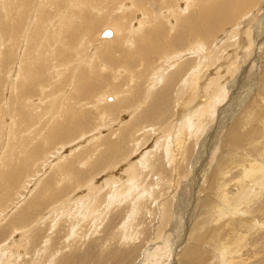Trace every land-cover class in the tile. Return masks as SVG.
Instances as JSON below:
<instances>
[{"label":"bare ground","instance_id":"6f19581e","mask_svg":"<svg viewBox=\"0 0 264 264\" xmlns=\"http://www.w3.org/2000/svg\"><path fill=\"white\" fill-rule=\"evenodd\" d=\"M260 12H264V0H0V69L5 67L2 65L10 67L7 69L10 74L15 65V72L12 71L15 78L10 82L9 108L6 110H9V116L11 113L20 116L24 125L20 128L21 137L16 135L17 141L7 147L0 161V221L8 206L14 209L13 212L10 210L12 213L4 218L5 221L2 220L0 250L12 242L18 232L26 231L34 222H41L53 209L63 208L60 213L71 222L69 231L79 242L85 241L88 232H91V237L98 227L106 225L102 230L105 236H98L93 242L97 247L106 245L111 240L109 237L115 238L117 234L137 240V236L129 232L134 229V224H138L135 223L136 218L140 215L142 218L149 212L153 216L149 221H156L151 227H159L151 233L153 239L148 248L149 243L143 238L139 239V245L130 249L134 258L132 255L130 259L115 261L116 256L103 259L97 253L90 255L96 259L94 264H144L143 260H155L157 256L160 257L157 263L166 264L169 232H163L162 228L173 204L168 203L170 200L163 186L167 175L172 176L171 181L180 176L184 169L182 163L188 159L189 141L186 142L182 136L189 132L187 124L182 125L184 133L179 130V137H175L172 145L167 142L168 138L164 141V136L163 142L158 143L139 163L124 170L126 178L122 175L119 179L115 177L114 181L126 183L122 188L111 190L108 186L94 200L88 196L86 207L83 202L74 200L71 204L72 200L66 201L65 191L74 185L72 192H76L80 188V178L87 174L85 183L92 186L106 169L117 167L127 155L138 150L139 134L146 135L143 143L140 141V145L146 146L157 127H161L174 110L184 106L186 98H194L198 94L201 72L231 54L232 47L237 51L231 54L236 63L232 73L242 68L237 59L243 56L240 53L244 49L245 38L248 52L253 46H258L253 48L261 50L263 57H260L264 58V33H261L264 31V15L260 16L255 28L244 25V19ZM136 15L139 18H135ZM99 24L102 25L100 31L96 30ZM103 30H111L112 37L100 42L96 34ZM221 38L225 40L220 45L218 40ZM23 47L22 57L17 58ZM198 48H201V55L186 57L184 54ZM230 67L228 65L227 68ZM9 76H6L8 80ZM153 80L159 82L156 91L151 90ZM257 84L250 98L251 105L256 106L251 107L252 112L240 113L244 116L241 118L239 114L229 125L230 120L225 124L222 119L225 130L220 142L221 152L226 149L227 153L217 157L212 169H202L205 171L201 176L205 186L200 188L203 195L199 200L201 204L196 215L193 211L191 213V225L185 232L178 264H248L249 259H242L241 252L247 242L246 237L264 226V219L259 218L264 214V203L260 204L263 200L258 201L264 194V75L260 76ZM108 87L113 88L110 93L115 95L111 104L104 102L111 95L103 91ZM218 87L219 91L225 92L226 86ZM2 96L3 92L0 99ZM94 101L102 105H94ZM130 107H136L138 112L135 111L129 121L114 131L118 132L116 140L99 136V141L90 143L89 148L83 146L78 153L74 150L67 155L68 158L52 165L51 174L35 181V187L30 189L34 177L41 171L39 163L49 159L56 146L62 149L88 133L90 126L94 130L104 124L106 118L111 121L115 117L112 115L122 117ZM204 109L209 111V106ZM0 112L4 113L2 100ZM249 115L252 116L250 120ZM244 118L250 123H245ZM4 126H7L9 139L11 127L8 124ZM197 132L195 140L202 137V132ZM205 151L209 153V147ZM197 152L200 155L204 151L199 149ZM198 168L199 165L196 169L201 171ZM156 177L157 180L154 179ZM198 177L194 178L198 181ZM231 185L235 188L234 193L228 192ZM29 189L32 191L30 197L23 200L22 194L28 193ZM123 200L127 204L125 207L120 205ZM125 214L129 220L118 231L115 230ZM85 218L87 225L82 222ZM50 220L37 226L36 239L30 237V233L28 237L21 238L22 244L30 245L29 250H33L31 253L25 251L22 260L15 258L11 264H35L37 261L38 264H58L51 257L53 249L50 245H55L59 251L64 248L61 239L67 225L64 222L53 237H47ZM90 223H93L92 230L87 227ZM59 225L57 223L55 228ZM144 232V229L140 230L137 235ZM160 239L164 240L160 242ZM182 242L181 237L170 250L179 248ZM117 245L119 247V240ZM160 248L163 252L166 250L165 255H157ZM149 252L151 255L147 257ZM250 254L257 257L254 249Z\"/></svg>","mask_w":264,"mask_h":264},{"label":"rangeland","instance_id":"374dc122","mask_svg":"<svg viewBox=\"0 0 264 264\" xmlns=\"http://www.w3.org/2000/svg\"><path fill=\"white\" fill-rule=\"evenodd\" d=\"M179 7L180 8L183 7V6H181V3L179 4ZM262 15H264V12L263 13H261V12L255 13L253 15V17L251 16V17L244 19V23H245L244 25H247L251 29L255 28L256 23L258 22V20H260V18H261L260 16H262ZM136 17L139 18L137 15L135 16V18ZM244 25H240V26H244ZM101 26L102 25L99 24L98 28L96 30H99L101 28ZM256 30H257V28H256ZM103 31H105V30H103ZM108 31L111 32V30H108ZM98 32H96V33H98ZM101 33L99 35L96 34V37L100 42H102L104 40L105 41L110 40L112 37V32H111V35L109 37L110 39H107V38L102 39ZM261 33H264V31H262ZM244 38H245V36H244ZM224 40L225 39L221 38L218 40V43L220 44L222 41L224 42ZM243 45H244V49H241V53H240V54H243V56L241 55V56H239L241 59L239 57L237 59L238 61L240 60V62H238V63L241 64L240 67H242V68H237L236 73H234V74L232 73L236 67V65H235L236 63H234L235 60L231 54H234L237 52V51H235V48L232 47L231 48V50H232L231 54H228V56L225 57L223 60H219V61L217 60L214 64H212L213 66H211L209 68V70L201 72V75L198 77V85H199L198 94H195L194 98H189V99L186 98L184 106H182L179 110L178 109L174 110V112L169 116L167 121L164 122L161 125V127H159V128L157 127V129H156L157 131H154L153 135L151 136V138H150L149 142L146 144V146L140 145V141L143 143V140L146 138V135L139 134V137H138L139 148L137 151L131 152L129 155H127V157L124 158L123 161H121V163L119 162L118 164L120 166L117 165V167L113 166V167H110L109 169H106L105 172H103L101 174V176H99V178H97L96 182L93 183L92 186H89L88 183H85V180L87 179L86 176L88 174L83 179L80 178V180H79L80 183L78 182V185L80 184L79 185L80 188H77L78 189L77 191H79V193L77 191L72 192L74 190L72 188L74 185L72 187L69 186V188H67V190L65 191V195H66L65 200L70 201V202L72 200L71 204H73L74 200L79 201L81 203L83 202L82 205L86 207L85 204H86V200H87L88 196L92 197V199L94 200V199H97L98 196H101L104 193V191L107 189L108 186H110L111 190H114L116 188L117 189L122 188L123 185H125L126 183L121 184V183H118L117 181H114L115 177L119 179V175L124 176L125 175L124 170L129 169V167L133 166L136 163H139L140 160L142 158L146 157L147 153L149 151L153 150L157 146L158 143L163 142L162 139L164 138V136H165L164 141H166V139L168 138L167 142L170 145H172L175 137H179V136H177L179 134V130H180V132L184 133V131H181V130H183L182 125L187 124L189 126V132H185V134H183L182 136H185L186 142L189 141V142H187V145H189V147H188L189 148V150H188L189 154L187 157L188 159L182 163L184 165L183 166L184 169L181 167V169H183V170H182V173L179 174L180 176L176 177L174 181H171L172 176L167 175L166 180L164 181V186H163L164 190L165 189L167 190L165 192H166V195H168V198H169L168 201L170 200L168 203H170V205L173 204L172 205L173 207L170 206V212L167 214V216H168L167 217V223L162 228V229H164L163 232H165V231L169 232L167 235V237H168L167 240L169 243V244L167 243L168 244V247H167L168 251L166 252V250H165V252L169 256L167 257L168 258V260H166L167 262L166 261L165 262H166V264H178L177 258L180 256L179 255V254H181L180 251L184 247V241L186 238L185 232H187V229L191 225V222H190V221H192L191 220V218H192L191 213L193 211L196 215V213H198V209L200 207L198 205L201 204L199 200L201 199V197L203 195L200 191L201 190L200 188H202V186L203 187L205 186L204 180L201 178V176L203 177L202 174H204V172H205L204 170H206V168L209 169L208 167H210L212 169V167L214 166L216 159H217V157H219V155L227 153L226 149H224V152H221L222 150H221V145H220V142H221V139L223 136L222 134L225 130V128H224L225 126H223L224 125L223 121L226 124L230 120L227 123L229 125V123L232 121V119L235 120L239 116L240 113L244 114V111H245V113L252 112V109L254 107H256L254 105H251L252 100H250V98L253 97V95H254L253 93H255V90L257 89V85H258L257 82L260 80V76L264 75V73L262 74V72L264 71V58H262L263 54H261V50L256 51L255 48L258 46H253L255 48L252 47V49H250V51L248 52V50H247L248 43L246 41V38L244 39ZM23 46H25V45H23ZM201 48H198V49L191 51V52H186L184 54L186 55V57L194 55V54L201 55L202 54ZM0 50H2V47ZM23 50H24V47H23V49H20L19 53H17V56H18L17 58L22 57L21 55L23 53ZM254 52H256V53H254ZM260 56H262V57H260ZM18 64H19V62H18ZM227 64L229 66H231L232 68L230 67L228 69ZM239 64H237V65H239ZM2 66H5L4 68L6 70L4 68L0 69V74H1L0 77H2L4 79V80L2 78L0 79V82L2 84V85L0 84V94H1V92H3V96L0 100H2V105L4 107V113L1 114V112H0V114L2 115V116H0V128H1L0 129V161L2 158H4V154H5L7 147L10 144L15 143L17 141L16 135L21 137L22 132H21L20 128L24 126L21 123L22 120H21L20 116H17L15 113H11L9 116V110L8 109H7L8 111L6 110V108L9 105V103H7V102L9 99V92H10L9 89H10V84H11L10 82L15 78V73H14L15 72L14 71L15 65L13 66L14 67L13 70H11V73H10L11 75L8 73V70H7L10 67H6V65H2ZM12 71H14V72H12ZM226 71H228V72H226ZM6 76L11 77L10 80H8V78ZM221 76H222V78H221ZM111 83L113 84L115 82H111ZM152 83L153 84L157 83V84H156V86H153V84H151L150 85L152 88L151 90H155V91L158 90L156 88L159 87L158 86L159 82L153 80ZM116 84H118V83H116ZM212 84H213V86H212ZM220 85H222V87L226 86L225 92L222 93V91H219L218 86H220ZM230 86H231V88H230ZM227 87H229V88L227 89ZM112 89L113 88L108 87V88H105L103 91H105V92L108 91L110 93V91ZM251 89L253 91L249 92ZM222 94H224V95L222 96ZM108 96L109 97H107L104 102L111 104L114 100L115 95L111 94ZM194 99H195V101H194ZM209 101H211V102H209ZM212 103L214 104V107H213ZM5 104H6V106H5ZM95 104L97 106L102 105L101 102L99 103V102L94 101V105ZM137 104H139V102ZM137 106H139V105H137ZM207 106H209V111H205V109H204V108L207 109ZM54 107L56 108V110L58 109L57 104H55ZM251 107H253V108H251ZM130 108L127 110L128 113L124 114L122 117L119 116V114H117L118 115L117 119H116L117 115H112L115 117H112L111 121L108 120L109 117L106 118L105 123L98 125L97 128H95L94 130H91L92 126H90V128H87V130H90L88 133H86L85 135L84 134L81 135L78 138V140L69 142L70 144H67V146H64L62 149L59 150L58 149L59 147L56 146V151L50 154L49 159L42 161V164L39 163L40 167L37 166L41 169V171L37 174V176L34 177V181L31 182V188L30 189H33L35 187L36 182H38L40 179H45L46 176H49L51 174L50 169H51L52 165H54L57 162H62L65 157L68 158L67 155L72 153L74 150H76V153H78L79 151H81L84 148L83 146H85V148H87V147L89 148L92 144L96 143V141H99L97 139V137H99V136L110 138L111 141L116 140L118 137V135H117L118 132L114 133V131L119 130L121 128L122 123L129 121V119L131 117H133L136 112H138L136 107H132L131 109ZM201 111H202V114L200 113ZM204 113H207V114H204ZM228 113H230V114H228ZM200 115H201L202 119H201ZM96 116H97V111L93 112V117L95 118L94 119L95 124L98 122L96 119ZM241 116L242 115L240 114V117ZM250 117L252 118V116L251 115L248 116L249 120L251 119ZM114 118H115V121H113ZM207 118H208V120H207ZM222 119H223V121H222ZM249 120L244 118L245 123H246V121H249ZM249 123H250V121H249ZM7 124H8V126L11 127V136L9 139H7V133H6L7 132V126H4ZM197 131L202 132L200 134L202 137L195 140L196 138L194 137V135L196 133L198 134ZM109 134H111V135H109ZM18 143H19V140H18ZM88 143H89V146H88ZM90 143H92V144H90ZM22 145H23V143H22ZM30 146H32V144H30ZM164 147H166V145ZM206 147H209V153H206V151H205ZM199 149L201 152L204 151L200 155L197 152V150H199ZM51 151H53V150H51ZM140 151H142V152H140ZM201 163H202V166H201ZM198 165H199L198 169L201 170L199 172L196 169V167ZM82 167H84V166H82ZM202 169H204V170L202 171ZM93 174H95V173H93ZM194 174H196V175H194ZM90 175H92L91 172H90ZM197 176H199L198 181H197V178H194ZM112 177H114V178L112 179ZM124 178H126V177L124 176ZM193 178L195 180H193ZM108 179H109V181H108ZM154 179L157 180V177ZM123 181H126V179H123ZM170 182H173V183H170ZM187 184H189L190 186ZM69 185H72V184H69ZM190 187H192V188H190ZM30 189H29L28 193L22 194L23 200L24 199L27 200L30 197V194L32 192V191H30ZM70 192H71V194H69ZM194 192H196L195 195H194ZM228 192L234 193L235 188L232 187V185H231ZM76 193H78V194H76ZM178 193H180V194H178ZM80 195H82V196H80ZM126 196H127V194H126ZM192 197H193V199H192ZM260 197L261 198H259L260 200H258V201L263 200L260 203V204H263L264 203V194L261 195ZM176 199H178V202L175 203ZM63 201H64V199H63ZM179 201H180V203H179ZM107 202H110L109 198H107ZM195 202H196V204H195ZM120 205L125 207L127 204H125V201L123 200V202H121ZM140 205L141 204L138 203V207H140ZM189 205H191V206H189ZM6 207H7V205H6ZM189 207H191V208H189ZM152 208H154V206ZM192 208H194L195 211ZM11 209H13V206H8L6 208V211L4 212L5 215L3 214L4 218L6 217V219H7L11 215V213L14 211V209H13L11 212L10 211ZM61 209H63V208H61ZM61 209H59L58 211H55L56 209H53L52 211L47 212V214L45 215V217L43 218V220L41 222H38V221L34 222L31 224V226L29 228H27L26 231L18 232L16 235L17 237L16 238L14 237L12 242H9L8 244H6L5 248H4V246H3V248H1V250H0L1 251L0 264H3V263L4 264H11V262L15 261V258L22 260V254L24 255L25 251H28V253H31V251L33 249L29 250V247H31L30 245L27 247V244H25L26 246L24 244H22L21 238L24 239L26 236L28 237L29 236L28 234L30 233L31 234L30 237L32 236L34 239H36L37 238L36 235L38 233V227L37 226L47 224V222L50 219H51L50 220L51 224L49 226V230H48L49 232H47V234H46L47 237L48 236L53 237V235L55 234L57 229L59 227L63 226L64 222L66 223L64 225H67L66 229L64 231L65 237L63 235V237L61 239L62 240L61 246H64V248H62V250L59 251L55 245H53V244L50 245V247L52 246V249H53V251H51V254L53 253V255L51 257H53L56 260V263L58 262V264H94L96 259H94L90 255L92 252L94 254L95 253H97L98 255L100 254L103 259H106L107 257H115L116 256L115 261H117L121 258L130 259V258H132V255L134 258L135 255L133 253L132 254L130 253L131 247L133 245H139L140 241L143 240V238H144L145 242L149 243L146 246L148 248L152 242L151 240L153 239V237H151L152 236L151 233L154 232L159 227V225H157L155 228L151 227L152 225L156 224V221L150 222L149 220H152L153 216L151 215V213L147 212L146 215L144 214L145 217L144 216L142 217L143 219L141 218L142 215H140L136 218L135 223H138L137 224L138 226L134 224V226H135L134 229H131L129 232L130 235L137 236V240L136 239L130 240V239L124 238L125 234H122V235L117 234V237H115V238L109 237L111 240L106 245L97 247L93 242H95L96 239L103 238L105 236V234L102 233V230L104 229V227L106 225L102 224L100 227H98L96 229V232L91 237H89L91 235V232H88L87 236L84 239L85 241L79 242V239L73 238L74 237V235L72 236L73 233L69 231V223H71V222L66 220V216L62 215L63 213L62 214L60 213ZM176 210H177V213H175ZM196 210H197V212H196ZM171 211H172V213H171ZM148 213H149L150 217L148 216ZM50 215H51V217H50ZM56 215H57V217H56ZM52 217H54V220ZM4 218L2 220H4ZM11 218L12 217H10V219ZM45 218H47V219H45ZM150 218H152V219H150ZM259 218L264 219V214ZM10 219H8L6 221V223ZM2 220L0 221L1 223H2ZM126 220H129V218H127V216L125 214L124 217L122 218L120 224L118 225L117 229H115V230L118 231L121 226L126 224ZM185 220H186V222H185ZM86 221H87V218L83 219L82 222L87 225ZM136 221H138V222H136ZM141 221H142V224H141ZM1 223H0V228L3 227V225H4L3 223L2 224ZM57 223H60V225L57 228H55ZM140 224H141V226H139ZM87 227L89 229H91L93 227V223H90ZM143 229L145 230V232L143 233L144 235L143 234L137 235L138 231L139 232H140V230L143 231ZM183 230H185V231H183ZM112 232H114V231H112ZM62 234H63V229H62L61 235ZM98 236H101V237H98ZM96 237H98V238H96ZM181 237L183 240V242L180 246L181 249L179 247V248L174 249V251L170 250V249H172L173 243L180 240ZM246 238H248V239H246L247 242L245 243V246H244L245 248L243 247V250H241L242 255H243L242 259L245 258L244 260H246L248 258L249 259V261L247 262L248 264H264V226L260 230H258L257 232H255L253 234L252 233L249 234ZM139 239H140V241H139ZM118 240H119V247L117 245ZM163 240L164 239H160L159 241L162 242ZM111 241H115V242L111 243ZM44 243H45V241H44ZM72 244L74 246H72ZM250 244H252V246ZM71 246H72V248H70ZM250 246H251V249H249ZM253 249L255 250V253H257V255L255 254L257 257H255V258H254V256L252 257L250 254L251 250H253ZM153 252H155V250ZM165 252H163V249L161 250V248H160V252L157 255H160V256L165 255ZM149 255H151L150 252H149V254H147V257H149ZM158 258L160 259V257L157 256V257H155V260L154 259L149 260V261L143 260V263L144 264L145 263L146 264H159L160 262L157 263L159 261ZM34 260H36V257L34 258ZM5 261H6V263H5ZM215 263L216 262H212V264H215ZM35 264H38V261ZM52 264H55V263L52 262ZM107 264H109V263H107Z\"/></svg>","mask_w":264,"mask_h":264},{"label":"water","instance_id":"95a60500","mask_svg":"<svg viewBox=\"0 0 264 264\" xmlns=\"http://www.w3.org/2000/svg\"><path fill=\"white\" fill-rule=\"evenodd\" d=\"M110 36V32L108 30H105L101 33L102 38H108Z\"/></svg>","mask_w":264,"mask_h":264}]
</instances>
